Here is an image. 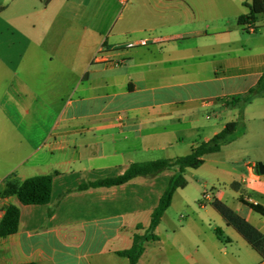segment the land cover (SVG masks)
<instances>
[{
	"label": "crops",
	"instance_id": "0c3cea01",
	"mask_svg": "<svg viewBox=\"0 0 264 264\" xmlns=\"http://www.w3.org/2000/svg\"><path fill=\"white\" fill-rule=\"evenodd\" d=\"M64 1L59 8L54 5L49 9L50 0L42 8L46 19L38 23L0 22V156L20 157L0 173V189L9 177L21 181L54 173L50 201L45 205H22L15 196L0 197V218L8 205L19 209L17 231L0 237V264H128L116 252L131 246L134 233L145 232L171 174L136 177L118 186L60 195L83 182L123 174L131 163L140 162L132 158L138 153L178 145L183 137L177 133L182 130L192 136L197 131L195 119L185 120L179 114L191 116L197 108L209 109L221 124L203 140L207 141L226 123L237 119L239 105H227L224 100L245 93L264 76V52H259L264 42L237 38V50H247L250 55L243 60L238 56L222 58L231 51L234 41L227 31L213 29L99 47L97 51L102 55L89 65L82 64L79 70L73 66L74 61L80 56L86 59L88 54L83 49L91 47L82 35L74 41L71 37L56 38L60 32L56 27L67 23L69 29L76 27L88 6ZM241 5L244 10L237 12L236 18L247 11L244 3ZM247 31L255 33L256 29L248 27ZM209 35L213 41L195 45L193 56L183 53L187 49L184 44L158 45ZM192 57L197 59L194 65L188 63ZM63 60L68 66H63ZM193 89L199 96L193 94ZM98 102L102 105L95 112L81 110ZM51 118L54 128L60 126V131L45 132L34 143L36 126ZM242 121L241 131L224 145L237 146L225 151L224 159L208 160L209 156H219L224 147L204 155L198 167L209 162L210 173L221 177L227 189L211 186L207 192L206 184L201 183L202 190L195 192L186 181L184 188L174 192L154 230L157 235L177 192L192 196L183 199L182 206L192 213L186 223L189 244L195 246L192 253L198 254L193 256V264H264V257L210 205L213 200L222 202L264 236V216L247 206L264 208V174L255 171L257 162L264 165V92L242 107ZM246 124L253 125L251 133ZM153 138L156 141L144 143ZM42 155L55 158L50 170L39 165V160L34 161ZM117 157V161L110 162ZM32 161L35 164L21 168ZM29 169L36 172L28 174ZM17 174L22 176L18 178ZM85 174L93 178H82ZM203 193L209 197L201 201ZM194 202L199 204L197 211H193ZM49 210L52 213L47 216ZM144 213L147 223L140 220ZM210 229L212 233H207ZM215 229L227 242L216 236ZM149 242L144 243L137 264L155 263L154 255L146 251ZM151 242L161 240L158 237Z\"/></svg>",
	"mask_w": 264,
	"mask_h": 264
},
{
	"label": "rangeland",
	"instance_id": "374dc122",
	"mask_svg": "<svg viewBox=\"0 0 264 264\" xmlns=\"http://www.w3.org/2000/svg\"><path fill=\"white\" fill-rule=\"evenodd\" d=\"M249 0H71L73 5L87 4V9L80 23L69 29V24H58L59 34L56 38L60 40L80 38L84 37L85 42H88L91 49H83V53L86 59H80L77 62L74 61L73 66L81 68L82 64H91L96 57L102 55L97 48L101 47L105 49L110 44H119L138 38H152V37H168L176 34H186L188 31L193 30H224L227 31V35L234 41L230 44V52L228 55L223 54L222 58L230 57L234 58L238 56L239 60L245 59L250 52L247 50H237L239 47L235 42L237 38L254 39L255 43L262 44L264 42V25L263 20L258 19L257 26L255 27V33H249L248 31L241 30L240 26L236 23L237 12L244 10L241 3H247ZM50 0H0V22H9L13 20H23L31 23H38L44 17L46 13L43 11ZM65 3L64 0H51L50 6H56ZM63 20V19H62ZM62 20H59V22ZM86 26V28H84ZM84 28V29H83ZM84 30L85 34H82ZM209 32V31H208ZM130 37V38H129ZM212 35L209 38H195L188 37L183 40L162 42L159 46L164 45H176L178 43L187 46V49L183 52L187 56L194 55L196 53L194 46L198 44L211 43ZM65 46V45H64ZM69 48V47H68ZM69 50V49H67ZM65 51V50H63ZM82 51V50H81ZM259 52H264V47L259 49ZM92 55V58L90 57ZM89 61L87 58H89ZM63 66H68V62L63 60ZM188 63L194 65L197 63V59L193 57L189 59ZM88 64V65H89ZM193 66L190 65V69ZM226 82V81H225ZM193 94L199 96L193 89ZM161 98L160 95H157ZM199 101L196 102L198 107ZM102 103H95L93 107L83 106L81 109L83 112L86 110L97 111L101 107ZM93 108V109H92ZM189 110L188 107L184 108ZM183 116L185 120L188 118L195 119V125L197 131L192 136H187V131H180L177 134L182 135L183 140L178 145H173L166 150H152L143 151L132 157L136 161L145 162L162 158H175L184 156L189 153L191 144H198L202 142L206 137H210L211 133L220 128L221 121L215 117V115L209 109L197 108L194 110L193 115H178ZM47 120L41 125H37L33 132L36 137L34 143L39 142V138L44 135L45 132L53 134L60 131V126L54 128L55 124L52 120ZM252 124H246V127L250 130L253 127ZM63 126V125H62ZM38 127H40L38 129ZM168 138L171 140V134ZM157 138L152 140H144V143L156 141ZM252 139V138H248ZM235 145L223 146L222 152L219 156H209L208 160L218 157L220 159L225 158V151ZM18 154L13 156H0V173L6 169V167L18 160ZM39 160V165L47 166L46 170H50L55 163V158L48 155H42L36 157L34 160L36 163ZM117 161L118 157L111 158L110 162ZM35 164L33 161L25 163L21 166L24 168L28 165ZM209 162L197 170L189 168L185 173V180L189 183L190 187L195 189V192H200L201 183L206 184V191L209 192L211 186H214L217 190L227 189L221 177H216L210 173ZM28 174H34L33 169H29ZM171 170H166L164 174H171ZM22 175H18L19 178ZM92 175H83L82 178L90 180ZM189 187V188H190ZM188 188V189H189ZM192 196L186 192H177L173 200L172 206L166 211L164 219L162 220L157 235L161 240L160 243H148L146 251L149 254H153L155 258L154 264H193V256L198 257V254L194 255L192 252L195 246L189 244V227L187 225L188 216H191V212L182 206L183 199H190ZM201 200V199H200ZM202 201V200H201ZM229 202V201H228ZM193 211L199 209V204L194 202ZM143 222L147 223L148 216L144 213L140 217ZM145 231V230H144ZM207 232V230H205ZM212 233L210 229L207 233ZM186 256H190L189 259ZM187 258V259H186Z\"/></svg>",
	"mask_w": 264,
	"mask_h": 264
},
{
	"label": "trees",
	"instance_id": "16d2710c",
	"mask_svg": "<svg viewBox=\"0 0 264 264\" xmlns=\"http://www.w3.org/2000/svg\"><path fill=\"white\" fill-rule=\"evenodd\" d=\"M244 6L247 11L245 14L237 16L236 23L243 30L247 31L248 27L255 28L254 24L258 19L264 21V0H250L248 3H244ZM1 10L2 7H0ZM262 92H264V76L259 79L255 86L248 89L245 93L232 95L225 99L224 102L227 105H239L237 119L226 123L219 132L207 141H202L191 147L188 154L175 158H162L131 163L123 174L119 176L83 182L74 189L62 193L60 197L72 191L118 186L136 177L153 178L166 170H171L172 173L169 176L167 185L159 197L156 206L150 213L149 224L145 232L143 234L134 233L131 246L128 249L116 252V255L126 258L128 264H137L144 250V243L158 239L154 230L160 222L164 211L170 206L174 192L186 186L187 182L184 178L185 169L198 168L203 163L204 155L216 153L224 145L233 141L243 128L242 107ZM53 174L35 175L21 181L12 177L6 178L0 189V197L15 196L22 205H45L50 201ZM210 205L224 218L227 225L234 228L261 257H264V236L222 202L213 200ZM247 206L253 212L264 216V208L261 206L257 204H247ZM51 213L52 211L49 210L47 216H50ZM18 220V207L14 205L6 206L0 218V237L15 233L18 228ZM137 228L140 227L137 226ZM215 233L219 239L227 242L226 238H222V232L219 229H215ZM24 264L36 263L30 262Z\"/></svg>",
	"mask_w": 264,
	"mask_h": 264
},
{
	"label": "water",
	"instance_id": "95a60500",
	"mask_svg": "<svg viewBox=\"0 0 264 264\" xmlns=\"http://www.w3.org/2000/svg\"><path fill=\"white\" fill-rule=\"evenodd\" d=\"M255 171L260 173V174H264V165H262V163L257 162L255 164Z\"/></svg>",
	"mask_w": 264,
	"mask_h": 264
},
{
	"label": "built area",
	"instance_id": "2783aa9c",
	"mask_svg": "<svg viewBox=\"0 0 264 264\" xmlns=\"http://www.w3.org/2000/svg\"><path fill=\"white\" fill-rule=\"evenodd\" d=\"M141 45H145V42L144 41H141L140 43ZM96 59V58H95ZM209 197L208 193H203L202 196H201V200L204 201V200H207Z\"/></svg>",
	"mask_w": 264,
	"mask_h": 264
}]
</instances>
